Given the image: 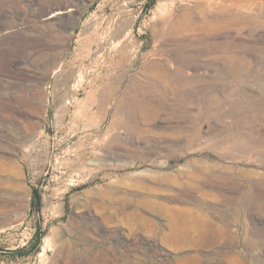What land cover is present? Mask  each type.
<instances>
[{"label": "rangeland", "instance_id": "1", "mask_svg": "<svg viewBox=\"0 0 264 264\" xmlns=\"http://www.w3.org/2000/svg\"><path fill=\"white\" fill-rule=\"evenodd\" d=\"M237 1L0 0V264H264V0Z\"/></svg>", "mask_w": 264, "mask_h": 264}, {"label": "bare ground", "instance_id": "2", "mask_svg": "<svg viewBox=\"0 0 264 264\" xmlns=\"http://www.w3.org/2000/svg\"><path fill=\"white\" fill-rule=\"evenodd\" d=\"M210 1V0H209ZM215 1L216 0H213V2H214V4H217V2L215 3ZM217 1H219V3H220V7H219V10L220 11H225V9L227 8V6L229 7H231V9L233 8V7H235L236 5H238V1L237 0H217ZM228 3H230V5H228ZM220 13V12H219ZM229 13H231L230 11H229ZM188 15V14H187ZM186 15V16H187ZM182 16V15H181ZM230 16V15H229ZM180 18V17H179ZM178 18V19H179ZM224 19L226 18V17H223ZM223 18L221 19L222 21H220V22H218V19H216V17H210V19L209 20H211L212 22H210L209 24H205V26H201V27H199V26H197V28H195L194 27V29L197 31V30H200V31H204V32H206V33H211V34H218V33H221V32H223V30H225L227 27H225L226 25L225 24H223V23H225V20L223 21ZM263 19H264V17H263ZM185 20V19H184ZM234 20H236V19H234ZM177 21V20H176ZM193 21V20H192ZM208 21V20H207ZM228 21V20H227ZM180 22H181V20H180ZM185 23V22H184ZM183 22H182V24H184ZM198 23V22H197ZM229 23V22H228ZM237 23V22H236ZM187 24V23H186ZM191 25V24H190ZM198 25V24H197ZM182 25H180V27H181ZM192 26V25H191ZM228 26V25H227ZM178 29V28H177ZM193 30V29H192ZM191 32V31H190ZM192 32H194V31H192ZM163 51V50H162ZM183 56V55H182ZM177 57V56H176ZM178 58V57H177ZM182 58V57H181ZM167 60V59H166ZM180 62V61H179ZM182 62V61H181ZM163 63V62H162ZM11 64H13L14 66H15V63H11ZM157 64V63H156ZM153 65H155V64H153ZM176 65V64H175ZM163 68V67H162ZM157 69H158V67H157ZM155 72V71H154ZM174 73V72H173ZM158 74V73H157ZM156 74V75H157ZM162 77V76H161ZM171 77H172V75H171ZM177 77V76H176ZM198 77V76H197ZM164 78V77H163ZM173 78V77H172ZM146 80V79H145ZM178 82V81H177ZM166 83V82H165ZM154 85V84H153ZM180 85H182V84H180ZM189 99V98H188ZM145 123V122H144Z\"/></svg>", "mask_w": 264, "mask_h": 264}]
</instances>
